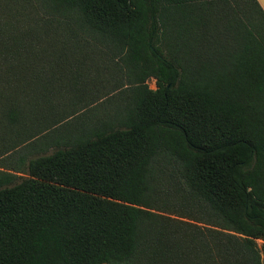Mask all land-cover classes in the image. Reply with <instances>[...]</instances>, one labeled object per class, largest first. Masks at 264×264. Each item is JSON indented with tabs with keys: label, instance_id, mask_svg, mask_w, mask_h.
<instances>
[{
	"label": "trees",
	"instance_id": "16d2710c",
	"mask_svg": "<svg viewBox=\"0 0 264 264\" xmlns=\"http://www.w3.org/2000/svg\"><path fill=\"white\" fill-rule=\"evenodd\" d=\"M0 264H264L257 0H0Z\"/></svg>",
	"mask_w": 264,
	"mask_h": 264
},
{
	"label": "rangeland",
	"instance_id": "374dc122",
	"mask_svg": "<svg viewBox=\"0 0 264 264\" xmlns=\"http://www.w3.org/2000/svg\"><path fill=\"white\" fill-rule=\"evenodd\" d=\"M87 79H88L87 81L90 82V87H91V90L90 91H93L94 93H97L98 92V93L101 94L99 97L93 99L94 101H96L95 104H92L95 107L101 106V104H103L102 102L103 101H106V99H108V98H103L104 97L103 95H106L105 93L108 94V93H110L112 91H114V93L115 92L117 93V91H118V87H116V86H113L112 87V80H110L109 77H107V75L104 74L103 72H100V73H93V72H91V74L89 75V78H87ZM148 86H149L150 89H155L156 88L155 79H153V78L149 79L148 80ZM103 87L106 88V89H103ZM97 88H100V90L97 91L96 90ZM89 98L88 97H86V98L83 97L82 99L84 101H87V100H89ZM63 100H64V103H67L66 102V96L65 95H64ZM77 108H80V107H77ZM90 109L91 108H88L86 110V108H85V111H89ZM81 114H82V112L75 113L73 115V117L70 120H68V122L71 123V121H73L74 119H76V117L78 115H81ZM258 244L261 245V241L260 240H258Z\"/></svg>",
	"mask_w": 264,
	"mask_h": 264
},
{
	"label": "crops",
	"instance_id": "0c3cea01",
	"mask_svg": "<svg viewBox=\"0 0 264 264\" xmlns=\"http://www.w3.org/2000/svg\"><path fill=\"white\" fill-rule=\"evenodd\" d=\"M259 4L261 5L262 9L264 10V0H257Z\"/></svg>",
	"mask_w": 264,
	"mask_h": 264
}]
</instances>
